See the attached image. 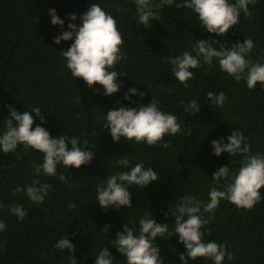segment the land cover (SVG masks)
Instances as JSON below:
<instances>
[{
    "label": "trees",
    "instance_id": "1",
    "mask_svg": "<svg viewBox=\"0 0 264 264\" xmlns=\"http://www.w3.org/2000/svg\"><path fill=\"white\" fill-rule=\"evenodd\" d=\"M100 3L117 21L123 44L122 60L116 66L120 90L110 96L103 86L89 87L82 78L74 80L59 51L71 41L59 45L53 38L61 31L50 23L49 9H55L65 21L75 13L78 17L90 7L91 0H0V120L9 115L8 106L20 112L40 107L45 127L52 136L60 134L87 139L95 156L79 169L58 166L68 184L41 175V183L53 185L44 202L32 205L17 187L30 185L35 177L33 166L42 162L38 151L19 147L15 153H0V220L6 224L0 233V264H68L67 251L54 244L67 235L75 245L78 264H94L99 251L108 248L114 264H126L125 258L112 244L122 225L138 227V218L152 213L158 222L174 224V217L165 216L176 196L191 194L207 200L213 187L211 175L221 166L230 170L240 166L241 157L212 152L211 141L225 138L234 128L247 137L252 154H264V87L259 82L248 89L246 81H235L221 72L218 63L202 64L184 87L170 71L169 57L191 50L200 39H217L231 47L245 38L254 41L249 59L264 61V0L249 5L250 16L241 13L239 22L225 35L209 34L188 9L170 7L161 11V20L150 29L137 23L132 0H92ZM131 87L144 92L140 102L147 104L152 96L164 111L177 116L181 131L165 136L168 147L147 146L124 140L114 142L103 127L105 110L132 106L124 100ZM208 91L225 92L223 107H213L205 97ZM199 99L200 112L185 114L181 101ZM139 100V97H133ZM34 124H40L35 113ZM127 158L130 165L143 162L158 172V180L144 189L133 185L131 209H102L96 201V188L107 176L123 169L117 159ZM264 195V187L260 190ZM74 203L75 207L68 205ZM22 204L28 215L21 221L9 211ZM209 223L203 227L204 241L223 243L233 254L223 264H264V199L251 209L237 208L222 200L213 213L205 214ZM110 225L107 234L101 231ZM171 228L172 226L169 225ZM165 264H180L179 253L185 251L174 234L157 238ZM189 264H212L205 258Z\"/></svg>",
    "mask_w": 264,
    "mask_h": 264
},
{
    "label": "clouds",
    "instance_id": "2",
    "mask_svg": "<svg viewBox=\"0 0 264 264\" xmlns=\"http://www.w3.org/2000/svg\"><path fill=\"white\" fill-rule=\"evenodd\" d=\"M256 0H132L135 7L137 23L145 29H150L153 22L161 20V11L170 7L188 9L195 14L201 26L216 37L225 35L239 22L241 13L250 16L249 5ZM50 23L59 26L61 31L53 40L56 45L62 41H71L68 48L59 51L64 58L66 68L72 78H82L89 86L96 84L103 86V94L110 96L120 90L117 78L124 74L118 73L115 68L122 60L121 46L123 44L121 32L118 30L116 18L105 11L100 3H93L78 17L75 13L68 17L65 30V21L55 9H49ZM192 46L191 50H184L179 55L168 58L172 76L185 88L189 80L194 78V72L202 64L212 66L218 63L221 72L231 76L235 81H246L248 89H254L259 82L264 87V61L252 62L249 56L254 48V41L245 38L236 42L231 47L226 44L217 45V39H200ZM145 93L138 88L131 87L125 92L123 99L132 106H119L105 110L103 127L111 135L114 142L124 140L134 141L136 144L144 143L147 146L167 148L165 136H175L181 131L178 118L172 112L164 111L158 99L152 96L147 104L143 100ZM139 100H133V97ZM205 99L213 107H223L228 97L225 92L214 93L208 91ZM185 114L200 112L201 101L193 98L180 102ZM9 115L0 120V153H15L19 147L25 151L33 150L42 154V162L33 166L34 178L30 185L17 186L13 191L24 194L32 205L44 202L53 185L41 183L38 179L42 174L56 178L68 184V180L57 168L66 169L89 164L95 156L94 150L87 139L69 137L64 134L52 136L43 127L44 115L40 107H31L30 111L20 112L9 105ZM39 118L40 124H34V117ZM225 138L211 141L212 152L219 157L228 153L230 157H241L240 166L231 169L225 165L219 167L212 175L213 187L208 191L207 200L198 199L197 196L184 194L176 196L164 213L167 217H174V224L158 222L151 218L152 213H146L138 218V227L122 225V231L116 233L112 244L125 258L126 264H165L161 250L156 244L157 238L167 239L174 234L178 243H182L185 251L179 253L180 264H189L197 258L210 260L212 264H223L225 258L231 261L233 254L223 243L214 241L205 242V225L209 223L207 213H213L222 200H227L237 208L251 209L264 195V154H252L247 143V137L239 129L234 128ZM116 163L123 169L107 176L96 188L95 200L102 209L109 207L116 209H131L132 193L129 189L135 185L140 189L157 181L159 176L154 167H146L143 162L129 167L127 158L117 159ZM3 204L0 203V208ZM75 207L74 203L68 205ZM12 215L23 220L27 209L22 204L9 209ZM169 225L172 227L170 228ZM6 224L0 220V233L6 229ZM110 225H106L102 232L108 233ZM60 251H67L68 264H78L74 255L75 245L67 235H63L54 244ZM94 264H114L113 255L108 248L101 249L95 256Z\"/></svg>",
    "mask_w": 264,
    "mask_h": 264
}]
</instances>
